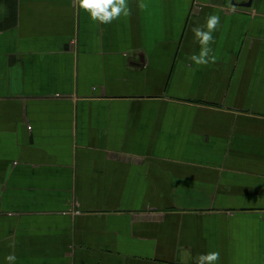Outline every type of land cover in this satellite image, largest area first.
Here are the masks:
<instances>
[{
	"label": "crops",
	"instance_id": "obj_1",
	"mask_svg": "<svg viewBox=\"0 0 264 264\" xmlns=\"http://www.w3.org/2000/svg\"><path fill=\"white\" fill-rule=\"evenodd\" d=\"M127 3L0 0V260L264 264V0Z\"/></svg>",
	"mask_w": 264,
	"mask_h": 264
},
{
	"label": "clouds",
	"instance_id": "obj_2",
	"mask_svg": "<svg viewBox=\"0 0 264 264\" xmlns=\"http://www.w3.org/2000/svg\"><path fill=\"white\" fill-rule=\"evenodd\" d=\"M78 5L92 20L101 23H110L121 15L127 16L130 11L127 0H78ZM144 6L141 4V7ZM219 23V15L213 13L207 16L206 23L193 27L195 39L200 45L199 51L191 54V60L196 65H207L217 59L211 42L215 40L213 33ZM219 255L217 251L197 253L194 257L195 264H216ZM16 259L15 253L4 257L8 264H15ZM4 260H0V264H4Z\"/></svg>",
	"mask_w": 264,
	"mask_h": 264
}]
</instances>
